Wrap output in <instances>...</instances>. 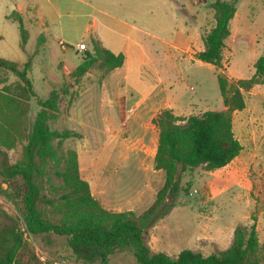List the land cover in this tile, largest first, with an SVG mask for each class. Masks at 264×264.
Segmentation results:
<instances>
[{
    "label": "rangeland",
    "instance_id": "rangeland-1",
    "mask_svg": "<svg viewBox=\"0 0 264 264\" xmlns=\"http://www.w3.org/2000/svg\"><path fill=\"white\" fill-rule=\"evenodd\" d=\"M216 1L0 0V58L23 68L33 56L28 76L36 97L31 101L29 123L34 124L40 111L37 100L49 99L57 89L61 112L50 126L78 135L65 142L64 150L78 152L81 176L93 183L95 194L105 192V200H98L106 210L130 211L140 217L153 206L164 185L165 174L156 172L151 148L143 146L139 135L147 120L144 98L153 86L156 91L147 102H156L154 113L170 106L176 116L188 119L225 110L219 76L233 85L254 75L264 46V0H222L237 10L222 64L217 68L196 59L216 24L212 8ZM27 2H38L36 18L42 10L49 21L42 46L41 20L37 29L24 24L30 37L23 50L20 24L9 17L16 3ZM58 13L63 17L59 19ZM95 19L96 36L105 40L103 47L114 54L123 52L130 60L110 74L96 64L84 75H76L87 52L93 50L85 29ZM79 43L87 44L88 51L75 52ZM14 81L10 75L9 82ZM263 93L262 87L244 92L246 111L234 118L233 130L243 146L240 156L226 169L205 172L198 168L182 177L185 190L168 200L170 213L147 230L152 253L172 258L184 250L205 257L218 254L231 246L237 227L253 225L264 246V97L263 101L256 97ZM21 155V148L10 152L11 162ZM50 182L62 185L52 172ZM23 195L20 177L5 183L0 179L1 210L18 217ZM25 236L18 255L21 264H85L74 257L67 237ZM109 264H136V260L129 252L116 253Z\"/></svg>",
    "mask_w": 264,
    "mask_h": 264
},
{
    "label": "trees",
    "instance_id": "trees-1",
    "mask_svg": "<svg viewBox=\"0 0 264 264\" xmlns=\"http://www.w3.org/2000/svg\"><path fill=\"white\" fill-rule=\"evenodd\" d=\"M212 8L216 24L196 59L218 68L237 10L234 4L222 0ZM9 19L20 24L24 50L29 33L23 18L14 12ZM91 44L93 50L87 52L76 75H84L96 64L105 74L123 67V54L116 55L95 40ZM32 57L23 68L0 58V179L5 183L20 177L24 183L19 216L0 209V264H21L18 255L26 243L25 235L43 234L67 237L70 251L85 264H109L111 256L124 252L131 253L136 264H264V246L255 225L237 227L231 246L207 257L184 250L172 258L166 253H152L146 242L147 230L170 213L168 200L185 190L181 184L184 175L198 168L218 171L240 156L243 146L233 130V114L246 109L244 92L264 84V46L250 79L229 85L225 78L218 77L225 111H207L182 119L173 110L164 109L153 119L159 131L155 170L164 172L165 182L153 206L140 217L130 211L106 210L93 196L90 184L81 176L78 152L64 150L65 142L78 135L50 126L61 112L57 89L49 99L37 100L40 111L34 124L29 123L31 101L36 97L28 76ZM10 75L16 81L10 83ZM18 148L21 158L12 163L10 152ZM51 172L61 179V186L50 182Z\"/></svg>",
    "mask_w": 264,
    "mask_h": 264
},
{
    "label": "crops",
    "instance_id": "crops-1",
    "mask_svg": "<svg viewBox=\"0 0 264 264\" xmlns=\"http://www.w3.org/2000/svg\"><path fill=\"white\" fill-rule=\"evenodd\" d=\"M38 4H39L38 2H36V3L27 2L24 5H22L20 3H16L15 4V8H16L15 12L17 14H19L20 16H22L24 24L25 23L29 24L28 26H30V28H36L37 29L39 20H41V27H42L41 31L43 33V35H42V43H41V46H42V44L44 45L46 43L45 35H46V32H47V28H48L49 18H48V16L44 15V12H42V10L40 11V13L43 14V15L39 14V18H36V17H38V12H39V5ZM60 17H63V15L58 13V18L60 19ZM108 28L109 27H107L105 25V29H108ZM26 30L28 31L29 37H30V31L28 30L27 26H26ZM108 30L111 31L110 29H108ZM85 33H86V35L91 37V41L95 40V41L99 42L102 45V47H103V44L105 43L104 37L103 36L102 37L101 36H96L99 33V26H98L97 19L94 20L93 24H89L88 27H86ZM91 41H90L89 44H91ZM80 44L81 43H79L78 45H80ZM38 49H40V48H38ZM75 52H78L77 51V47L75 49ZM120 54H124V53L122 52ZM116 55H118V54H116ZM124 56H125V63H124L122 68H124L127 65V63L129 62V60H130L129 55L124 54ZM122 68L116 69L113 72L121 70ZM157 77L159 78V81L162 84L163 81H161V79H160V77L158 75H157ZM255 87H262L263 91H264V84L263 85H258V86H255ZM156 88H157V86L156 87L153 86L149 90V92L146 94V96L144 98L145 102L147 103L146 104V108H145L146 110H145L144 116L147 117V120L140 126V130H139V135H140V138L142 140L143 146L146 147V148H151V154L150 155H151L153 163H154L156 152H157V148H158L159 131L156 128V126L153 125L152 121H153L154 118L157 117V115L160 112L154 113L153 111H154V109H156V102H153L150 105L149 102H147V99L156 91ZM157 93L159 94L158 91H157ZM253 97H255V96H253ZM256 97H258L260 100L263 101L264 95L263 96L256 95ZM246 106H247V104H246ZM165 109H172V108H170V106H169V107H167ZM225 110H226V108H225ZM245 111H246V109L244 111H242V112H235L233 114V123H234V120H235L234 118L236 117V115L237 114L238 115H242L243 113H245ZM130 125H131V123H130ZM154 165H155V163H154ZM227 167H225L223 169H226ZM218 171H220V170H218ZM156 172L160 173L161 171H156ZM89 184H90V188H91V192H92L93 196L95 197V195H96V197H97L96 199L97 200L98 199L102 200V201L105 200V194H104L105 192H103V191L99 192V191L96 190V194H95L93 192V183L89 182Z\"/></svg>",
    "mask_w": 264,
    "mask_h": 264
},
{
    "label": "built area",
    "instance_id": "built-area-1",
    "mask_svg": "<svg viewBox=\"0 0 264 264\" xmlns=\"http://www.w3.org/2000/svg\"><path fill=\"white\" fill-rule=\"evenodd\" d=\"M77 51L79 53H84V52H87L88 51V46L87 44H83L81 43L80 45L77 46Z\"/></svg>",
    "mask_w": 264,
    "mask_h": 264
}]
</instances>
